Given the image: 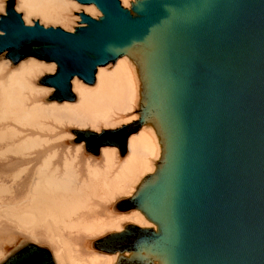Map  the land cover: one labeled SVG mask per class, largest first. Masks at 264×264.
<instances>
[{"label":"water","instance_id":"1","mask_svg":"<svg viewBox=\"0 0 264 264\" xmlns=\"http://www.w3.org/2000/svg\"><path fill=\"white\" fill-rule=\"evenodd\" d=\"M81 2L103 16L81 13L87 25L75 32L27 26L11 5L0 27L17 26L24 37L14 46L3 40L0 52L20 57L33 44L65 65L76 57L94 82L98 66L136 43L153 47L154 97L114 144L124 147L148 117L163 118L167 169L136 202L166 223L165 233L131 225L109 236L106 249L161 253L167 264H264V0H137L135 13L119 0ZM76 73H65L60 90Z\"/></svg>","mask_w":264,"mask_h":264},{"label":"bare ground","instance_id":"2","mask_svg":"<svg viewBox=\"0 0 264 264\" xmlns=\"http://www.w3.org/2000/svg\"><path fill=\"white\" fill-rule=\"evenodd\" d=\"M134 2L127 0L126 7L131 9ZM12 3L27 26L39 22L75 32V25H87L81 13L103 16L95 3L81 0H0V20ZM22 37L17 26L0 27V44L7 39L14 46ZM29 51L18 61L0 59V158L5 175L0 177V220L28 230L0 221V264L24 238L47 245L55 264H167L165 254L97 246L129 225L165 233L166 223L136 202L147 182L162 179L167 169L170 138L163 118L148 117L124 147L111 137L135 129L147 113L154 97L153 47L136 43L114 62L98 66L94 82L86 78L87 64L76 57L65 65ZM73 69L79 73L71 87L60 90V80ZM97 139L98 149L91 145ZM26 180V196L10 201L16 184Z\"/></svg>","mask_w":264,"mask_h":264},{"label":"rangeland","instance_id":"3","mask_svg":"<svg viewBox=\"0 0 264 264\" xmlns=\"http://www.w3.org/2000/svg\"><path fill=\"white\" fill-rule=\"evenodd\" d=\"M122 7L131 11L133 10L134 8V5H135V2L132 4L131 6V9L129 7H126L122 4V1L119 0ZM137 1V0H136ZM13 5L14 7V3L12 4H7V9ZM47 27H60L62 29H64L63 27H61L60 25H48ZM79 26H74V30H76ZM66 31H69L67 29H64ZM34 46L33 44H28L27 46L23 47L20 49V57H15L14 56V52L12 49H6L4 50L2 53H0V59L4 58V57H11L13 60H20V59H23L25 57H22V55H30V52H28V50ZM22 57V58H21ZM122 137L123 136V132H118V135L117 136H111V137H114V138H117V137ZM118 139V138H117ZM91 145L98 149L99 146H100V142L99 140L97 139L95 142L91 143ZM4 158H0V177H4L5 175L3 174V171H2V165L4 164ZM8 181H10L11 179L7 178ZM27 180L24 181L23 183L21 184H16V191H15V195L13 198L9 199L10 201H13V202H19L22 200V198L24 196H26V191H27ZM20 204H22L20 202ZM130 207L132 206H128L127 208L125 209H129ZM1 222H7V223H12L14 224L16 227L20 228V229H24L26 230L25 228H22L20 227L17 223H14V222H11V221H8L4 218H1L0 220ZM131 227V225L128 226V229ZM39 229V228H38ZM38 229H36L34 231V233H37L38 232ZM41 229L45 230L46 234L49 235L51 237V234L50 232L48 231L47 228L45 227H42ZM28 231V230H26ZM109 237L107 238H104L103 240H101L100 242H98L97 246L98 248L101 247L102 245H104L105 241L108 240ZM52 241L57 242L56 239H53L51 237ZM24 243L22 244V246H20L19 249L16 250L15 254H12L10 256V258L5 261L4 264H55L54 262V259H53V256H52V252L51 250L49 249V247L45 244H35V243H32L31 241L29 242V240H27L26 238H24Z\"/></svg>","mask_w":264,"mask_h":264},{"label":"clouds","instance_id":"4","mask_svg":"<svg viewBox=\"0 0 264 264\" xmlns=\"http://www.w3.org/2000/svg\"><path fill=\"white\" fill-rule=\"evenodd\" d=\"M125 4L127 6V0H125ZM0 11H2V6H0Z\"/></svg>","mask_w":264,"mask_h":264}]
</instances>
